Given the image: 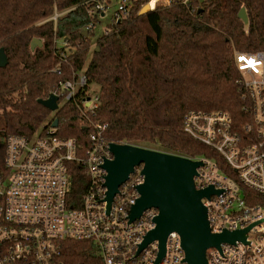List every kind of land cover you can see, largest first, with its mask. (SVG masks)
<instances>
[{"label":"trees","instance_id":"16d2710c","mask_svg":"<svg viewBox=\"0 0 264 264\" xmlns=\"http://www.w3.org/2000/svg\"><path fill=\"white\" fill-rule=\"evenodd\" d=\"M150 1L132 0L129 14L115 13L93 43L102 13L89 9L104 0H0V48L8 59L0 67V173L6 171L8 135L32 136L57 118L56 135L76 138L82 149L89 147L93 121L107 125L104 137L110 143L214 158L235 175L215 150L185 131L184 121L191 111H223L244 139L243 127L252 118L234 52L264 50V0H157L154 9L141 14ZM242 8L247 24L239 17ZM55 9L63 12L56 25L42 22ZM35 38L41 45L32 49ZM59 40L67 45L59 46ZM78 70L98 87L99 104L88 122L79 119L70 102L54 115L39 102ZM70 167L79 203L86 177L78 164ZM242 189L247 202L254 203V192ZM61 260L104 264L92 240H64Z\"/></svg>","mask_w":264,"mask_h":264},{"label":"built area","instance_id":"2783aa9c","mask_svg":"<svg viewBox=\"0 0 264 264\" xmlns=\"http://www.w3.org/2000/svg\"><path fill=\"white\" fill-rule=\"evenodd\" d=\"M102 4L90 8L89 13L103 10ZM118 11V17L129 14L127 0ZM62 14L55 9L42 22L53 20L56 25ZM61 41L59 46L67 45ZM234 60L248 100L245 109L252 118L243 127L244 139L223 111H191L184 128L235 171L230 176L214 158H192L202 162L194 176L196 189L213 186L220 191L202 199L211 231H235L254 224L246 233V242L209 248V264H264V50L235 51ZM54 94L59 96L58 110L70 102L83 122L90 121L99 104L98 92L85 70L73 71L71 78L61 80ZM47 123L32 136L11 134L5 139L6 171L0 173V264H64L61 253L66 239L92 240L104 264H154L157 241L139 254L138 249L155 227L158 209L149 208L136 221H129L131 207L139 197L138 186L145 178L143 164L119 187L108 209L102 164L113 154L104 137L107 125L90 122L89 147L82 149L76 138L57 136V127ZM71 163L78 164L86 177L79 203L73 198ZM242 186L254 192V203L247 202ZM184 258L180 236L171 232L160 264H188Z\"/></svg>","mask_w":264,"mask_h":264},{"label":"water","instance_id":"95a60500","mask_svg":"<svg viewBox=\"0 0 264 264\" xmlns=\"http://www.w3.org/2000/svg\"><path fill=\"white\" fill-rule=\"evenodd\" d=\"M145 4L140 13L152 10ZM239 17L248 23L245 8ZM87 34V32H85ZM41 45L40 39H33L31 47ZM8 63L4 48H0V67ZM59 96L52 93L47 99L39 102L51 112L58 110ZM58 119L53 122L57 127ZM113 158L105 159L102 167L106 170V201L110 208L119 187L134 172L136 166L143 164L144 182L138 186L139 197L132 205L129 221L139 219L149 208L158 209L155 227L147 232L139 245L138 254L150 243L157 241L159 251L154 264H160L165 256L166 242L171 232H177L185 253L184 261L188 264H209L206 252L211 247H220L222 243L234 244L237 240L246 242V233L254 224L235 231L224 230L221 233L211 231L204 197L219 193L209 186L196 189L194 176L202 164L199 160L166 153L130 143H110Z\"/></svg>","mask_w":264,"mask_h":264},{"label":"rangeland","instance_id":"374dc122","mask_svg":"<svg viewBox=\"0 0 264 264\" xmlns=\"http://www.w3.org/2000/svg\"><path fill=\"white\" fill-rule=\"evenodd\" d=\"M104 1H106L104 4H102L104 7L103 9L104 11L101 10V13L104 12V14L100 15L99 22L94 26V30H93L94 35L92 37L93 43H95L96 39L106 30V27L109 24H111L113 20V16L121 7V2L123 0H104ZM131 1L132 0H127V3L129 4ZM156 3H157V0H151L149 2V5L151 8H154ZM61 43H62L61 40L57 42L58 45H61ZM93 90H98V87L93 86ZM92 95H93V92H92ZM0 114H1V110H0ZM3 157H4L3 159L5 160V152L3 154Z\"/></svg>","mask_w":264,"mask_h":264},{"label":"crops","instance_id":"0c3cea01","mask_svg":"<svg viewBox=\"0 0 264 264\" xmlns=\"http://www.w3.org/2000/svg\"><path fill=\"white\" fill-rule=\"evenodd\" d=\"M170 2V1H169Z\"/></svg>","mask_w":264,"mask_h":264}]
</instances>
